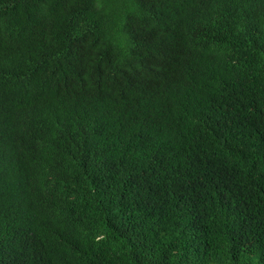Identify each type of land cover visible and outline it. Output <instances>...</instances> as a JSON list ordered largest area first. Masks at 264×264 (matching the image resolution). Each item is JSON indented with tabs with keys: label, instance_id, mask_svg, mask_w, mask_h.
Returning a JSON list of instances; mask_svg holds the SVG:
<instances>
[{
	"label": "trees",
	"instance_id": "obj_1",
	"mask_svg": "<svg viewBox=\"0 0 264 264\" xmlns=\"http://www.w3.org/2000/svg\"><path fill=\"white\" fill-rule=\"evenodd\" d=\"M0 264H264V0H0Z\"/></svg>",
	"mask_w": 264,
	"mask_h": 264
}]
</instances>
